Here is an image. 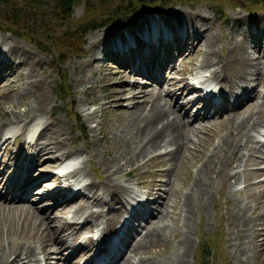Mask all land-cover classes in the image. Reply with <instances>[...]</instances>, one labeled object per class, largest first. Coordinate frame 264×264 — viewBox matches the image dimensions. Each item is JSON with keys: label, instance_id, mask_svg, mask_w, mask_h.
Listing matches in <instances>:
<instances>
[{"label": "bare ground", "instance_id": "1", "mask_svg": "<svg viewBox=\"0 0 264 264\" xmlns=\"http://www.w3.org/2000/svg\"><path fill=\"white\" fill-rule=\"evenodd\" d=\"M200 16L201 15H196L195 19L197 22L193 24L191 19L193 20L194 17L190 16V14L186 16L189 22L185 19L181 21V19L175 17V15H173L171 20L163 15H151L141 19L139 24L140 29H137L138 31H134L131 27L125 28V30L114 27V30L109 32L110 34L108 35L110 38L108 41L112 44L114 49H119L120 52H118V55H120L121 51H127L131 48L128 47V43H133L132 47L137 50L136 53L134 52V55H136L135 60H137L138 63L141 62L139 65L143 70L153 72L155 68L149 62V58L151 57H149V55L156 53L155 51H159L164 46L172 44V47L176 49L179 47L185 50L188 49L186 53L192 56L194 54V51H191L192 47L202 43L204 48L203 54L198 61V68H209L208 74L204 75L202 81H207L209 83L213 82L217 84V87L213 92L210 91L209 93L202 94L199 93L200 89L198 91L193 85L192 80L195 76H191L192 74L190 75L191 81L184 80L183 77L170 80L166 75L164 76L162 74L160 75L162 81H166L169 85L162 95L160 93L148 94L140 92L139 90L137 92L133 91L136 89L128 90L129 92H127L130 94V98H140L141 101L138 102L139 104L136 106L137 110L133 113L131 111L129 115L120 118L119 127L114 129L115 132L113 135L122 142V145H118L117 148L107 146L106 136L102 134L101 137L105 148L103 149V159L97 162L103 168L99 181L96 182L93 179H89L88 182L83 181V183H78L77 189L74 191L70 189L74 181H70L67 178V173H55L52 170V168L56 167L58 164L61 155L71 154L77 151L74 147L71 149L67 148L64 136L65 132L60 124L61 119L53 117L50 120L42 121L40 136L45 140L39 139V135H36L31 141L25 140V137H22L24 133L23 130L26 131L28 127L35 122L38 114H42L45 110L48 111L49 109L48 96L42 88L43 80L36 74V65L39 64L40 61H43V58L32 50H29L24 44L16 42L12 37L4 35L3 40L0 36V44L3 43L5 45L6 51L3 55H0V71H3L6 75L10 73L12 77H15L17 83L20 84L19 86H22L19 92L20 95L24 94L28 97V100L23 101L25 104L24 109L21 111L14 109L15 115L11 118L9 117L10 124L7 125L8 128L6 126V121L2 122L0 118V130L7 128L6 131H9L13 126H18L13 137H4L2 139L0 137V148L2 147L5 149L10 143L19 139L25 141L26 144H28L26 145L27 147L32 146V151L27 158H25L21 152L17 153L11 173L7 175L8 172L6 169L0 172V190L2 189L3 193L8 192L7 195H9V197L6 198L4 195L5 193H0V206L2 208H11L16 211L24 212V214L29 215L30 218L35 220V222L32 223L33 227L36 225L39 226L35 236L38 241L37 245L33 243L34 240L32 238L29 242L20 240L15 242L12 240V236L7 235V240H9V242L5 245L2 244L1 240L0 264H40V261L43 264H57L58 261L61 264H72L75 261V257L74 255H70V252L73 254L78 246H84V248H86L93 239L92 235L96 231L100 233V239L94 238L93 246L101 248L99 247L100 241H104L105 245H103L104 247L101 250L95 249L89 258H87L86 255L85 261L82 264H96L93 261L95 257L101 259V256H104V254L108 256V259L101 264H168L169 262L172 264H186L185 256L191 241L192 227H194H191V218L194 212L198 210L205 212L207 210L208 201H210L208 197L212 188L209 186L211 185V181L217 177H221L222 180L227 181V183H230L232 178L236 180L238 177L237 173H232V168L227 169L230 165V161L234 162V160L238 159L239 155H249L255 152L264 153V139L259 140L256 138V133H254L257 123H255V120L264 113V94L262 97L263 100L259 105H252V108L248 106L243 109L242 112L234 109L236 106H242L245 103V97H249L254 90L253 87H255V85H250L248 88L244 86V84L250 80V76L253 77V81L257 79L258 84L264 82V72L254 64L257 63L258 60L255 58L256 53L264 49V28L260 30H252L249 27L246 28L251 37L254 36V39L251 38L248 40V42H252L253 45L251 46L253 48L247 49L235 38L237 31L243 33L241 26L246 23L245 21H240L237 18L231 17L229 24L221 31L224 40H226L225 42L228 43L230 47L225 56L219 58L216 57L212 48V46H214V37L212 33L210 35L205 33L199 35V32L194 29L203 22ZM162 27H165L166 32H159L162 31ZM168 31L171 32V35L169 40L165 41L169 35ZM139 37L144 38V40ZM259 38L262 39L260 40ZM141 40L146 43L140 48H136ZM104 48L109 49V46ZM104 48L101 49V45L92 47L90 51L91 61H93V59L99 60L103 54L102 52H104ZM33 58L35 59L34 61ZM91 61L90 63H92ZM168 66H170V68L172 66L173 69L175 67L169 59L166 58L161 60L160 69H166ZM193 74L196 75V72ZM3 78L4 77L0 79ZM148 78L156 79V77L150 73L148 77H146L147 80L144 81L145 83H150ZM157 80L159 81V79ZM213 86L215 87V85ZM175 88L181 89L182 91L176 94L174 91ZM235 89L238 90L235 91ZM238 91H240V93ZM191 92H196L195 98L199 102V104H197L199 105L198 109H196L190 117L192 122L194 121L193 123L187 119L189 113V111H187V103L191 100ZM230 96H233V98L229 99ZM212 97L215 98L216 101H213ZM179 98H183L184 102L181 100L179 101ZM200 111H202V113ZM215 114L222 115L223 118H217ZM22 118L27 120L23 122L21 120ZM215 120L218 126L215 127L207 137H201V140H203L202 138H206V145L200 149H194L197 152L192 157L193 161L196 163L197 169L188 184L186 192L184 194L181 193L180 198V211L182 210V218L178 225L180 238L177 240L176 246H173L174 249L166 255V258H155V253H149V251H151V248H154V252H156V246L154 244L169 232L167 218L170 217V214L166 209L167 196L161 201L163 203V208H160V205L152 208L144 201L145 199H138L134 191L115 178H112L111 175L121 172V170L128 165L136 167L147 156L148 158H160L162 154H165L177 158L182 154L184 155L185 152L191 153L190 151L193 148L191 149L190 145H198L200 139V137H198L197 143H195L192 136H198V133L202 132V128L210 125ZM21 122L22 124H20ZM131 127L135 128L132 133L129 132ZM38 129L41 130L40 128ZM214 136L218 138V142L215 146L209 147L211 139L213 140ZM137 138H143L141 143L136 142ZM92 149V146H90V148L88 147L87 154L89 156L92 154ZM56 150L60 152L59 156L57 154H51ZM40 155L46 156L47 161L36 167L34 162ZM76 157H73L72 162L76 161ZM24 158L26 160H24ZM88 159H90V157L86 158V160L80 159L79 163L72 171L79 172L84 177V174L87 173L85 170V163ZM23 160L26 163L18 164ZM0 163H3V159L1 158ZM178 165L180 166V163ZM4 166L9 167L6 163ZM44 169H51L48 176H50L49 181H56V184H51L53 187L48 186L47 182L42 183L40 179L37 180L39 177H43V175L46 174L44 172V174L40 175L38 178H34L36 173H42L41 171ZM259 170L258 172L259 175H261V179L247 182L243 188L247 189L249 184L258 185L259 183H264V168ZM158 171L161 172L163 170ZM211 173H214V175ZM121 175L126 177L127 172ZM168 177L163 183L166 181V183L170 185L171 181H168ZM33 184L39 185L31 190ZM163 186H165V184ZM261 189L259 193L262 195H259L261 198L257 196V199L254 201L255 204L251 208L253 214H248L247 206L241 204V201L232 202L233 211L231 213L236 215V217L233 216L236 222L237 217L240 216L238 218L240 225L241 222L245 226L246 223L249 224L256 220H260L261 224L264 225V187ZM162 192H165V190ZM36 193L41 194L38 195ZM160 195V193H157L156 198L160 197ZM34 196H37V199L44 198L48 201V205L39 210L34 203L27 205L22 203V201L30 197L33 199ZM172 205L175 207L176 203H172ZM50 209H54V218L58 221L65 219L67 214L75 216L76 218L70 222L64 221L63 225H60L61 227L55 230L50 225L51 221H54V218L48 215V210ZM122 213L124 214L122 215ZM121 216L126 217L121 219ZM151 216L156 218L151 219ZM139 219L144 220V223H140ZM135 221L137 222L135 223ZM69 226H78L75 232L78 233V235L84 231H91L92 234L90 237L85 236V239L80 243L73 245V243L67 242L68 245H65L66 241L62 242V239L56 234L57 230H59L58 232H64ZM138 227H143L142 230L145 229V231L142 232L141 230L142 233L138 232L136 233L137 237H133ZM12 229L9 233H13L14 228ZM260 229L264 228H258L257 230ZM244 230L246 229L244 228ZM257 230H255V232ZM32 232L31 235H33ZM240 233L234 235V238H236V240H234L236 241L235 248L238 251V255H245L246 250L242 246V235H240ZM68 247L69 250L67 253L63 254L61 250L67 249ZM90 250L91 248L88 247L85 252L89 253ZM36 252H41V259L35 257Z\"/></svg>", "mask_w": 264, "mask_h": 264}, {"label": "rangeland", "instance_id": "2", "mask_svg": "<svg viewBox=\"0 0 264 264\" xmlns=\"http://www.w3.org/2000/svg\"><path fill=\"white\" fill-rule=\"evenodd\" d=\"M13 1L17 2L18 7H20V5L22 4V0ZM175 1L165 2L163 3L161 8L150 7L151 5L149 4H139V2L134 1L130 3L129 9H118L122 8L123 5L120 3H117V5H115L116 3H103L101 4V6H99L97 0H89L88 5L90 7H87L85 0H74L72 6L70 7L71 13L68 17L61 19L62 22L56 19L50 20V22L46 25V28H42V30L41 28H39V30H41L39 32L41 33L40 35L42 36V38H44L42 39V41L50 44L52 37L60 36L62 30H74L78 27V29H76V32L78 34H81L80 42L78 43V41H76L72 44V46L70 45L68 47L60 48L50 44L49 48L45 49V51L39 49L38 46L33 45L26 39L13 35L0 28V36L3 40L4 35L12 37L14 40H16V42L24 44L29 50H32L43 58V61H40V63L36 65V74L43 80L42 88L48 96L49 109L48 111L45 110V112H43L42 114H38V116L36 115L37 117L35 116L36 119L35 122H33L34 124L29 126V129H27L26 131L23 130L24 133L22 134V137L25 133L30 131L32 133V137L29 138L28 141L33 140L36 135H39V139H42V137L40 136V132L42 131V121L50 120L53 117L60 118V124L62 125V128L65 132L64 136L67 148L71 149L74 147L77 149L76 152L61 155L60 158L67 157L69 155L72 157H76L78 155L76 157V160L78 162L75 161V165H77L80 159L86 160V158L90 157V159H88V161L86 162L87 164L85 163V170L87 171V173L84 174V177L82 174H80L79 172L77 173L76 171H73L71 173L79 175L83 179V181L88 182L89 179H93L97 182L99 181L100 174L103 170L102 166H100L97 162L103 159V149L105 148L101 135L103 134L106 136L107 146L111 148H117L118 145H122V142L113 135L115 132L114 129L119 127L120 118L129 115L131 111L133 113L137 110L136 106L137 104H139L138 102L141 101L140 98H130L128 90L136 89L133 91L137 92L139 90L140 92H145L148 94L160 93L162 95L169 85L168 83H166V81H162L160 75H166L170 80L183 77L184 80L191 81V73L196 72V74H202V76H204L208 74L209 71L208 67L198 68V61L203 54L204 48L202 43L198 46L196 45L192 47L191 51H194V54L192 56L191 54L186 53L188 49H181V47L176 49L172 47V44H170L164 46L159 51H155L156 53L149 55V57L151 56L149 60L152 59V61H155V63H153V66L156 69V73L154 72L151 74H153L156 79L148 78L150 80V83H145L144 81L147 79L142 77H148L150 73L149 71L142 70V68L139 67V64L141 62L138 63V61L135 60L136 55L134 54L137 50L132 47L127 50V52L121 51V55H118V52L120 51L114 49L112 44L108 41V39L110 38L108 34H110L109 32H111L112 30H114V27H118L121 30H125V28L131 27L134 31H138L137 29H140L139 24L141 19L144 17H149L151 15H163L166 18L168 17V19L170 20L172 19L173 15H175V17L181 19V21H184L185 19L189 22V19L186 16L187 14H190V16L194 17V19H191V21L193 22V24H195L197 22V20L195 19L196 15H201L200 19L203 22L194 29L199 32V35H202L204 33L210 35L212 33L214 37V46H212V48L214 50V53L216 54V57L219 58L224 57L230 47L229 44L225 42L226 40H224V36L221 34V31H223L226 28V25L229 24L231 17L237 18L240 21H245L246 24L241 26L243 33L237 31L235 38L247 49L253 48L251 46L253 45L252 42H248V40H250L251 38L254 39V36L251 37L249 31L246 28L249 27L252 30H260L264 28V8L259 4H252L244 0ZM131 9L137 11L134 14H132V12L129 13V10L131 11ZM87 10L90 11L87 12ZM46 12L52 13L49 10ZM129 14L132 15V17L130 18L131 20L125 19L123 15L129 17ZM30 15L35 16V14ZM119 16H121V19H119ZM111 17L117 20H110ZM85 23L88 24L86 25ZM90 24V28L87 29L88 25ZM51 30L52 32L49 34ZM156 30L159 31L158 29ZM259 39L261 40L262 38ZM139 44L137 48L143 46L144 42L139 41ZM100 45L101 49L108 46L109 49H103L104 52H102L103 54L101 55V60L93 59V61H91L90 51L92 47H97ZM4 46L5 45L3 43L0 44V55H3L4 52H6ZM131 57L132 61L130 62L128 58ZM166 58L169 59L171 63H173V65L175 66L174 69L172 68V66L171 68L170 66H168L166 67V69H160L159 66L161 60ZM255 58L256 60L258 59V64L254 63L256 64L255 66L264 72V49L256 53ZM34 60L35 59L33 58V61ZM90 61L92 63H90ZM2 77L4 78L0 79V118L2 119V122L6 121L7 126L10 124V118L15 115L14 109H18L19 111L24 109L25 104L23 103V101L28 100V97H26V95L24 94L20 95L19 92L21 91L22 86H19L20 84L17 83L16 78L12 77L10 73L6 75L3 71H0V78ZM157 79H159V81ZM252 79L253 77L250 76V80L245 84L255 85V87H253L254 90L251 95H249V97H245V103L242 106L239 105L234 108L236 111L242 112V110L247 108L248 106H250L251 108L253 106H257L263 100L264 82H261L260 85L258 84L257 79H254V81ZM57 85H60L64 88L63 97H60L54 90L55 86ZM213 85L217 86V84L214 83ZM174 91L176 94H179L182 90L175 88ZM196 92H191V100L187 103V111H189L187 119L188 121H191V123H193L194 121L192 122L190 117L199 107V105H197L199 104V102L195 98ZM180 100L184 102L183 98H179V101ZM200 112L202 113V111ZM215 117L223 118L222 115L220 116L218 114H215ZM21 120L24 122L27 119L22 118ZM216 122L217 121L215 120L210 124L211 126L208 125L205 128H202V132H199L198 136H192L195 143H197L198 137H200V139L198 145H190L191 149L193 148L190 151L191 153L185 152L184 155L182 154L177 158L165 154H162L160 156L161 159L159 157L148 158L147 156L136 167L128 165L124 167L121 172L111 175L112 178H115L120 183L125 184L132 191H134L138 199H145L144 201L147 202L152 208L158 205H160V208H163V203L161 201L165 196H167L168 199L166 202V209L170 214V217H168L169 219L167 218L169 232L154 244L156 246V252H154V248H151V251H149V253H155V258H166V255H168L172 251V249H174L177 240L180 238V231L178 227L182 218V210L180 211V198L181 193L184 194L186 192L188 184L190 183L192 176H194L197 169L196 163L195 161H193L192 157L197 152L194 149H200L206 145V138H202L203 140H201V137H207V135L210 134L211 131L218 126V123ZM255 123V129L257 131L255 130L254 133H256V138H258L259 140H263L264 113L256 118ZM20 124H22V122ZM13 127V129L15 130L18 129V126ZM35 128H40L41 130L38 129V133H35ZM131 128L129 129L130 133L135 130L134 127L132 129ZM2 131L3 129L0 130V133ZM27 137H25V140L27 139ZM137 139L136 142L140 143L143 140V138ZM217 142L218 138L214 136L213 140L211 139V144L209 145V147L215 146ZM26 145L28 144H26L25 141L19 139L10 143L9 146H7V148L5 149L2 147L0 148V158L3 159V163H0V172L4 169L7 170V175L12 172L18 152H21V154H23V156L27 158V156L32 151V146L27 147ZM90 146H92L93 149L91 151L92 154L89 156L87 154V150L88 147L90 148ZM59 153L60 152L56 150L51 154H57L59 156ZM25 158L24 160H26ZM24 160L22 162H19L18 164L26 163ZM46 161L47 157L44 155H40V157H38L34 163L35 166L38 167L40 164H43ZM191 162L194 165H192ZM5 163L9 167L4 166ZM179 163L180 166L178 165ZM228 168H232V173H237V179L234 180L232 178L231 182L227 183V181H223L221 177L214 178V180H212L213 182L211 181L210 183L211 185H209L210 188H212L211 193H209L208 197L210 201H208L206 210L207 212L198 210L194 212V215H192L193 217L191 218V227H194H192L191 241L185 256L186 264L198 263L199 245L201 243V240H204V242L212 250V257L210 258L212 264H264V229L257 230L258 228H264V225L261 224L260 220L252 222L253 224L246 223L245 226L240 221V225L238 221V218L240 216L237 217L236 222L235 218H233V216L236 217V215L231 213L233 211L232 202L241 201V204L247 206L248 214H253L251 208L254 206V201L257 199V196L258 198H261L260 196L262 195H260L259 193L262 190L261 188L264 187V183H259V186L255 184H249L247 189L243 187L247 182L261 179V175H259L258 171H260L259 169L264 168V153L255 152L254 154L249 155H239L237 160H234V162L230 161V165L229 167H227V169ZM50 170L44 169L41 171L42 173H36V176H34V178H38L40 175L46 173L45 175H43V177H39L37 180L40 179V182L42 183L47 182L48 186L53 187V185L51 184H56V181H49L50 176H48V173ZM158 170L163 171L160 172ZM124 172H127L126 177H123V175H121ZM211 174L214 175V173ZM167 177L169 178L168 181H171L170 185L169 183H166V181L163 183V181ZM67 178L69 179L68 176ZM164 184L165 186H163ZM38 185L39 184H33L31 190L35 189V187H37ZM164 190L165 192H162ZM0 193H5L4 195L6 198L9 197V195H7L8 192L3 193L2 189L0 190ZM157 193H160L162 196L160 195V197L156 198ZM33 199H31L30 197L29 199L22 201V203L26 205L34 203L36 205V208L39 210L48 205V201H46L44 198L37 199V196H34ZM172 203H176V206L174 207ZM124 213H122V215ZM48 215H50L51 218H54V209L48 210ZM126 216H121V219L125 218ZM74 218L76 217L67 214L65 219L61 220L62 222L54 218V221H51L50 225L56 230L63 225L64 221L70 222ZM152 218L155 219L156 217L151 216V219ZM33 222H35V220L30 218L29 215L24 214V212L22 211H16L11 208L1 207L0 241L2 240V244L4 245L7 244L9 242V240H7V235H10L13 237L12 240H14L15 242L18 240L29 242L32 238L34 240L33 243L37 245L38 241L35 236L37 234L36 231L39 229V226L36 225L35 227H33ZM136 222L137 221H135V223ZM139 222L144 223V220L139 219ZM77 227L69 226L64 232H58L59 230H57L56 235H58L62 239V242L66 241L65 245H68L67 242H71L73 243V245H75L76 243L82 242L83 239H85V236H91V231H84L78 235V233H75ZM12 228H14L13 233H9ZM142 228L143 227H138V230L137 232H134L133 237H137L136 233L141 232ZM244 228L246 230H244ZM255 230L257 231L255 232ZM144 231L145 229L142 230V232ZM31 232L33 233V235H31ZM97 233L98 231H96L92 235L93 239H90L91 242L86 248H84V246H78L73 254H71L72 252H70V255H74L75 257V261L72 264H82L85 261V256L87 255V258L89 257V253H86L85 251L86 249H88V247L92 250L94 238L100 239V233ZM236 233H240V235H242L241 241L242 246L246 250L245 255H238V251L235 248L236 241L234 240H236V238H234V235ZM101 243L102 241H100L99 244ZM68 250L69 247L67 249H62L61 251L63 252V254H66ZM91 250L89 252H91ZM35 255L37 259H41L42 257L41 252H36ZM40 264L43 263L40 261ZM57 264L61 263H59L58 261ZM168 264L172 263L169 262Z\"/></svg>", "mask_w": 264, "mask_h": 264}, {"label": "trees", "instance_id": "3", "mask_svg": "<svg viewBox=\"0 0 264 264\" xmlns=\"http://www.w3.org/2000/svg\"><path fill=\"white\" fill-rule=\"evenodd\" d=\"M74 0H22V4L20 7L17 6V2L13 0H0V28L3 30L22 37L32 43L35 46H38L39 49L45 51V49L49 48L50 44L54 45L58 48L60 47H68L72 46L73 43L81 40V34L76 32V29L72 30H62L60 36L52 37L50 44L42 41V36L39 31L42 28H46V25L52 19L60 20L68 17L70 15L71 6ZM87 7L89 0H85ZM98 5L106 3H117L122 4V8L118 9H129V5L131 2H139L151 5L150 7L161 8L163 3L167 1H175V0H97ZM250 2L252 4H259L264 8V0H244ZM176 2V1H175ZM90 3V2H89ZM51 11L52 13H48L46 11ZM90 10H87L89 12ZM116 11V10H114ZM137 10H129V13L132 12L134 14ZM118 12V11H116ZM115 12V13H116ZM35 14L32 16L30 14ZM128 15V13H127ZM125 19H130L132 17L129 14V17L123 15ZM121 19V16H119ZM110 20H117L111 17ZM131 20V19H130ZM131 22V21H129ZM128 23V22H127ZM86 25L88 23H85ZM91 24L88 25L87 29L90 28ZM55 27V26H53ZM81 27V26H79ZM41 28V30H39ZM43 32V31H42ZM52 30L49 32V34ZM46 43V44H45ZM63 87L60 85L55 86L54 90L60 97H63ZM61 94V95H60ZM212 257V250L210 247L201 240L199 245V260L197 264H212L211 258Z\"/></svg>", "mask_w": 264, "mask_h": 264}]
</instances>
